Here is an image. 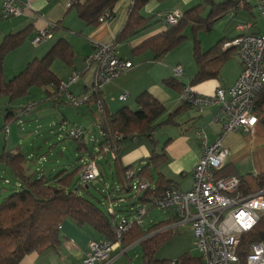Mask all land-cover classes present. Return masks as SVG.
<instances>
[{
  "label": "trees",
  "instance_id": "obj_1",
  "mask_svg": "<svg viewBox=\"0 0 264 264\" xmlns=\"http://www.w3.org/2000/svg\"><path fill=\"white\" fill-rule=\"evenodd\" d=\"M148 1L132 0L127 22L114 40L116 45L123 41L132 40L157 23L155 16L143 14V9ZM119 2L120 0H72L71 6L78 10V15L83 21L89 25L97 26L103 22L101 17L106 12L109 11L112 17L114 16L115 7ZM243 3L244 7H249L250 3L246 0L218 2L216 0H201L194 7L182 12V18L177 24L167 25V29L147 39L140 48L149 47L154 52L155 59L160 61L188 38L186 35L187 28H191L194 32L201 29L211 31L220 18L238 10ZM162 21H164L163 18ZM25 32L26 30L11 33L5 36L3 42L0 43V97L7 95L10 104L15 101V98L27 95L32 87H48L51 84L53 87H59L62 80L54 73L52 64L59 57L72 65L75 55L73 48L61 39L45 56L31 60L22 71L7 80L3 73L4 59L7 53L24 41ZM195 41L193 53L199 69L194 80L191 81L192 86L211 78H219L223 63L235 54L234 50L223 49V43L227 41L224 38L205 52L201 51L200 41L197 37H195ZM166 82L171 86L173 83L177 84L174 80H167ZM183 85L184 83L181 84L180 91H182ZM47 91L46 100L52 101L51 96L54 89L51 91L47 89ZM101 99L103 108L100 110L98 126L102 132V139L98 143V150L96 152L91 151L87 155L80 153L75 168L68 174H65L67 170L57 171L53 176H48L41 170L27 172L26 154L20 145L13 149L17 153L14 154L12 150H5L0 155V164L4 163L10 167L18 185V190L6 195L0 202V264H19L26 254L45 251L48 248H59L64 239L61 232L62 226L70 219H73L79 226L87 225L92 230H96L102 236L101 239L116 240L114 227L119 220L116 217L118 210L113 203L122 199V195L130 193L133 179H127L126 173L132 168V165L123 166L116 154L113 162V175L119 181V188L115 195L107 197L112 207L110 211L105 212L99 205L102 203L100 200L93 201L91 199L93 196L89 192L91 182L87 187V184L80 181L81 159L84 157L94 158L110 139L118 143L117 150L124 142L132 138L147 137L152 140L157 128L168 123L170 119L160 121L166 112V106L148 91L141 92L137 97V110L125 106L111 113L106 107L100 90L92 93L90 102L96 103ZM263 105L264 93L260 94L258 109ZM3 112L5 117L2 131L6 130L19 117V114L11 106L5 107ZM103 133L109 135V138H106ZM86 135L82 139H74L79 141V148L83 149L84 152L88 150V145L85 142ZM119 136L121 139H117ZM164 149L165 147L162 153H157L154 150L146 163L141 164V170L137 173V179L146 180L154 187L152 193L142 191L143 195L140 198L142 203H146L151 194L177 188V184L164 177L160 171L168 160ZM222 173L224 175L233 174L228 166L223 168ZM98 178H102L103 181L105 172L101 171ZM253 181L258 187L264 188V172L255 175ZM242 182L243 186L248 187V189L252 187L245 180ZM5 183L10 184L11 181L7 179ZM6 190V188H2V191ZM131 208L130 212L132 211ZM171 221H176L175 214L166 221L156 222L149 226L145 225V221L142 226L134 224L124 234L122 243L128 247L135 242H140L143 252L142 264H172L173 260H175V264H204L201 254L196 256L190 252L183 253L176 259L157 258V250L173 235V228L161 230L172 223ZM255 240L264 241V222L244 238L242 247L248 249L249 243Z\"/></svg>",
  "mask_w": 264,
  "mask_h": 264
},
{
  "label": "crops",
  "instance_id": "obj_2",
  "mask_svg": "<svg viewBox=\"0 0 264 264\" xmlns=\"http://www.w3.org/2000/svg\"><path fill=\"white\" fill-rule=\"evenodd\" d=\"M3 1L4 0H0V10ZM19 1L29 2L32 9L25 10L23 16L16 17L17 20H15L16 18H12L14 20L10 18L7 20L11 21L3 25L0 24V43L3 42L5 36L26 30L24 41L7 53L4 59L5 64L3 73L5 78L7 80L13 78L14 75L22 71L31 60L45 56L56 43L63 39L75 51L72 65H69L66 60L57 57L52 64V69L62 81L75 72H78L80 78L70 87V92L75 96L88 92L94 84L95 68L93 65L89 64L87 58L93 53L95 44H109L116 39L127 22L129 7L131 6L132 0H120L115 7L116 11L114 16L109 19L108 22H101L97 26L89 25L79 17L78 10H76L75 7L69 6L72 0ZM200 1L201 0H149L143 9V14L146 16H155L157 23L146 29L142 34L135 36L132 40L123 41L118 46L119 56L132 61L133 67L124 72L122 76L100 87V94L103 96L106 107L111 113L125 106L137 110V97L143 91L151 92L161 103L165 104L166 112L163 114L161 121L167 119H170V121L164 123L161 128L158 127L162 130L157 128L152 136L153 141L147 137L143 138L152 141V145L153 147L155 146V152L157 153H162L165 147L164 151L167 153L168 160L160 171L164 177L173 180L177 184L178 189L185 191L190 190L192 187L194 180L193 172L198 164L197 162L203 154L202 144L198 138V131L200 129L205 130L209 144H213L223 133V121L217 119L220 105L214 103L204 108L202 111H198L193 106L181 103V84L185 83L186 78H189L191 81L194 80L199 69L195 60H192L189 55L187 58L178 55V57L170 59L169 56L172 55L168 53L164 59L158 61L155 59L154 52L149 47H140L147 39L168 28L162 21V15L175 10L184 12L194 7V5ZM249 3L248 8L244 7L243 3L238 10L220 18L215 23L213 27L215 28L214 30H219L215 38L218 42L222 38L228 41L244 33L263 31L264 18L256 7V1L251 0ZM0 19H2L1 14ZM244 22L250 23L251 27L244 31H240L237 26ZM52 24L56 26L53 28L54 30L50 37L37 47L32 46L31 40L35 38L36 32L38 30L48 29ZM173 51L174 50H172V52ZM172 52L170 54H172ZM178 64L183 66L186 78H176L174 66ZM223 64L219 78H211L210 80L194 84V90L205 95H211L215 93L219 87H229L233 85L240 76L242 63L235 54V57L230 58ZM59 65L62 66L61 69H59ZM167 80H174L178 85L174 83L172 86L168 85L166 82ZM36 87L38 86L32 87L27 94L30 96L32 95V91L34 93L35 90H40L42 93H40L39 101H49L46 100L48 93L47 89L49 91L53 90V85L51 84L48 87ZM125 92H127L128 97L123 101L119 97ZM58 102L67 103L65 97ZM30 105L31 104L28 103L27 106L29 107ZM87 105H89V107H96L100 113L99 107H97L95 102H89ZM13 108L15 109L16 107ZM24 108L25 107H23V109ZM30 110L31 109H29V111ZM263 123L264 117L261 116L253 132L247 133L244 130L229 132L225 135L224 139V145L229 150V155L225 161V167L228 166L231 173L237 174L242 180H245L249 184L251 178L253 179L255 175L261 172L257 171L253 173V167L251 166L253 163L247 165L245 161L238 162L236 158L242 155L246 148L249 147L250 149L251 146L255 148V142L258 138L256 133L260 130L261 124ZM3 127L4 124L0 121V133ZM86 130H88V132L91 131L90 128ZM7 143V139H4V137L0 135V151L3 149L6 150ZM11 148L10 150H12V153H17V151ZM54 148L55 147L51 150ZM151 149L150 144L143 141L141 137L132 138L124 142L119 150H117L116 154L119 156L123 166L132 165V167H136L141 166L142 162L145 164L146 160L152 156L154 150L152 154H150ZM6 151H8V149ZM105 153H110V156H112L110 151H106ZM52 156V154L48 155L47 152H30L26 154L25 165L27 166V172L31 173L41 170L44 171V174L53 176L55 172H57L54 168L47 166L43 170L39 168V164L53 161V159H51ZM112 158L114 162L115 158L113 156ZM56 162L59 163L60 161L57 159ZM9 168L7 164H0L2 173ZM69 171L70 170L67 169L65 174H68ZM247 175H250L248 176L249 178ZM61 232L64 239L59 248H48L45 251H35L26 254L19 264H82L85 250L90 243L89 241L102 238L96 230H92L87 225L79 226L73 219L63 224ZM137 243L140 244V242H135L133 245ZM133 245L125 247L122 243L120 248L113 252V254H115L113 264H116L123 255L128 254L127 251Z\"/></svg>",
  "mask_w": 264,
  "mask_h": 264
},
{
  "label": "built area",
  "instance_id": "obj_3",
  "mask_svg": "<svg viewBox=\"0 0 264 264\" xmlns=\"http://www.w3.org/2000/svg\"><path fill=\"white\" fill-rule=\"evenodd\" d=\"M251 1V0H246ZM256 7L264 18V0H255ZM72 1L69 6H71ZM31 10L29 2L19 0H4L0 10L1 17L9 19L11 16L23 15L25 10ZM112 14L108 11L102 17L108 22ZM164 24H177L182 18L179 10L162 16ZM55 24L48 29L38 30L33 44L37 45L50 37ZM238 29L244 31L251 24L244 22ZM119 45L114 41L109 44H95L93 53L88 56V62L95 68L94 84L88 92L73 95L70 87L80 78L75 72L67 79H63L59 87L54 86L53 99L66 101L73 105H82L91 100L92 93L100 90L104 84L122 76L133 67V62L119 56ZM224 50H234L242 63V70L238 79L229 87H219L215 93L205 95L194 90L191 80L185 77L183 66H174L177 78H186L181 93V103L195 107L198 111L218 103L220 105L217 119L223 121V133L213 144L208 143L204 129L198 131V138L202 144V157L197 162L190 190L177 188L169 189L158 194L148 196L146 203L132 207L133 216L122 215L115 224V241L111 239L90 240L85 250L82 264H113L115 254L120 248L124 234L134 224L143 225L145 217L151 207L173 209L176 221L169 223L161 230H169L174 226L190 225L196 247L203 257L204 264H264V241L250 242L248 249L242 247L244 238L254 232L264 222V188L243 186L242 178L238 175H224L223 168L229 150L224 145L225 135L229 132L244 130L253 132L260 117H264V105L258 109L260 94L264 93V29L256 33H244L223 43ZM125 92L120 99L125 101ZM101 110L102 99L96 102ZM64 125L68 121H63ZM9 132V128L6 129ZM73 139H82L88 132L80 126L67 129ZM106 138L109 135L103 133ZM117 139H121L119 136ZM106 151L116 158L118 143L109 140L104 146ZM80 181L89 184L100 176L98 160L88 157L81 159ZM141 166L130 168L126 173L127 179H133L131 189L135 191H149L153 186L146 180L137 179ZM175 264V260L171 262Z\"/></svg>",
  "mask_w": 264,
  "mask_h": 264
},
{
  "label": "rangeland",
  "instance_id": "obj_4",
  "mask_svg": "<svg viewBox=\"0 0 264 264\" xmlns=\"http://www.w3.org/2000/svg\"><path fill=\"white\" fill-rule=\"evenodd\" d=\"M216 1L218 2L223 0ZM17 16L19 15L11 16V19L16 18ZM15 20H17V18ZM8 21L11 20L2 18L0 19V24L3 25ZM214 29L215 28H213L211 31H205V29H201L194 32L191 28H187L186 35L188 38L183 41L182 45L173 49L174 51L172 54H170L171 52L169 53V55H172L169 56L170 59H174L178 57V55L182 56L183 58H187L189 55L192 60H194L193 48L196 44L195 37H197L198 41H200L201 51L205 52L208 50V48L218 42L215 38L219 30ZM31 44L34 47L39 45H34L33 40H31ZM233 57H235V54H233ZM61 68L62 66L59 65V69ZM40 93H42L40 90H35L34 93L32 91V95L29 96L27 94L25 96L17 97L11 104L9 103L7 95H2L0 97V121L2 123H4L5 115L3 109L5 107H16L15 110L19 114V117L16 119V121L8 126L9 132L7 133L6 130H4L0 133V135L8 141L6 150H10L11 147V149H14L18 144H20L24 154H28L30 152H47L48 155H53L51 157L53 161L39 164L40 169L43 170L47 166L54 168L56 171L67 169L72 171L75 168V164L80 153L87 155L88 153H91V151L96 152L98 150V143L102 139V132H100L98 127V118L100 117V113L96 107H89V105H87L91 100L84 105L82 104L73 106L68 102L59 103L57 100L53 99V95L51 97L56 102L53 100L39 101ZM28 103L31 104L29 107L27 106ZM23 107L26 109H23ZM29 109L31 110L29 111ZM62 120L68 121V124L64 125ZM161 120L162 118L160 121ZM78 126L85 129L90 128L91 130L86 135V145H88V150H85V152L83 149L79 148V141L72 139L67 133V129ZM256 136H258V138L255 142V148L253 146H251L250 149L249 147L246 148L244 153L236 158L238 162L245 161L247 165L253 163L251 165L253 167V173H256L257 171L264 172V123L261 124V128L256 133ZM141 139L150 144V149L152 146L150 152V154H152V151L155 150V146L153 147L152 141L143 137H141ZM53 147L55 148L51 150ZM4 150L5 149L0 151V155L4 153ZM105 152L106 150L103 147L99 154H97L94 158L92 157V160H98V168H100V171L105 172V178L103 181L101 180L102 178L93 179V181L90 183L89 192L93 195L91 199L93 201L100 200L102 202L99 203L100 207L105 212H108L111 210L112 206L110 205V201L107 197L116 194V191L119 188V181L116 180L115 176L113 175V158L110 156V153L106 154ZM57 159L60 161L59 163L56 162ZM248 176L250 175H247V177ZM7 179L11 181L10 184L5 183V180ZM250 184L253 186V188H257V185L252 178ZM2 188H6L7 190L2 191ZM16 190H18V185L14 174L11 172V169L9 168L6 171H3V173L0 170V202L6 195L13 193ZM142 195L143 192L137 193V191L131 189L130 193L122 195V199H118L117 202H114L113 204H115V207L118 210L116 214L117 219L119 220L122 215H127L129 218L134 217L133 212H130V208L132 206L138 207L144 204L140 201ZM173 215V209H161L156 206L151 207L147 213V216L145 217V225L149 226L156 222L166 221ZM157 251V258L161 259H176L186 252H190L192 255L196 256L200 255V251L196 247L195 237H193L190 226L174 227L172 237H170L168 241L164 242ZM127 253L128 254L123 255L116 264H141L143 252L139 243L134 244L127 251Z\"/></svg>",
  "mask_w": 264,
  "mask_h": 264
},
{
  "label": "water",
  "instance_id": "obj_5",
  "mask_svg": "<svg viewBox=\"0 0 264 264\" xmlns=\"http://www.w3.org/2000/svg\"><path fill=\"white\" fill-rule=\"evenodd\" d=\"M87 187H88V185H87Z\"/></svg>",
  "mask_w": 264,
  "mask_h": 264
}]
</instances>
